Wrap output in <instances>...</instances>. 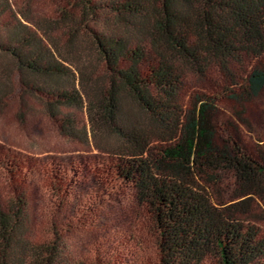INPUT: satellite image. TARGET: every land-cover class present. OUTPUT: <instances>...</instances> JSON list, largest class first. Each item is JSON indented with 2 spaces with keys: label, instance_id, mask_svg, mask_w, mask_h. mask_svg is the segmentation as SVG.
Here are the masks:
<instances>
[{
  "label": "trees",
  "instance_id": "1",
  "mask_svg": "<svg viewBox=\"0 0 264 264\" xmlns=\"http://www.w3.org/2000/svg\"><path fill=\"white\" fill-rule=\"evenodd\" d=\"M50 1L30 17L27 1L0 0V103L23 115L37 99L96 152L0 142V264H131L143 224L144 264H264V0ZM80 198L133 212L108 259L69 246L64 212Z\"/></svg>",
  "mask_w": 264,
  "mask_h": 264
},
{
  "label": "rangeland",
  "instance_id": "2",
  "mask_svg": "<svg viewBox=\"0 0 264 264\" xmlns=\"http://www.w3.org/2000/svg\"><path fill=\"white\" fill-rule=\"evenodd\" d=\"M26 1L30 17L45 16L51 3L50 0H16L22 8L26 7ZM4 81V77H0V84ZM26 103L23 115H20L19 106L15 101L0 103L1 143L29 151L31 154L96 152L91 137L89 142H81L61 136L37 99H27ZM64 213L70 230L67 241L72 252L78 257L91 256L97 244L102 245L100 251L104 256L110 258L108 254L116 247L112 246V239L120 234V231L126 234L128 227L134 222L133 212L127 203L109 198L82 201L81 198L77 201L73 199ZM32 215L37 230L43 231L48 210L40 194L35 195L32 201ZM141 228L145 243L139 250L131 246L129 252L127 251L125 259L131 261V264H144L148 260H155L154 237L148 225L143 224Z\"/></svg>",
  "mask_w": 264,
  "mask_h": 264
}]
</instances>
